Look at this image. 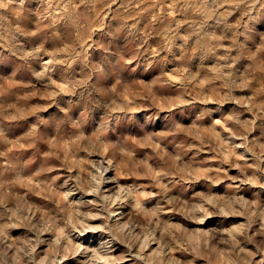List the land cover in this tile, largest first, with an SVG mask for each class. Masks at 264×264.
Segmentation results:
<instances>
[{
    "label": "rangeland",
    "instance_id": "obj_1",
    "mask_svg": "<svg viewBox=\"0 0 264 264\" xmlns=\"http://www.w3.org/2000/svg\"><path fill=\"white\" fill-rule=\"evenodd\" d=\"M0 264H264V0H0Z\"/></svg>",
    "mask_w": 264,
    "mask_h": 264
}]
</instances>
